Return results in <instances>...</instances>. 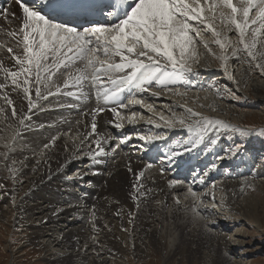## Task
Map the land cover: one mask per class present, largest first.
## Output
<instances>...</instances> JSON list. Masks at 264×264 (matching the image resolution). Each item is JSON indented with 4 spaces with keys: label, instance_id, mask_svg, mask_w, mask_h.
Instances as JSON below:
<instances>
[{
    "label": "bare ground",
    "instance_id": "1",
    "mask_svg": "<svg viewBox=\"0 0 264 264\" xmlns=\"http://www.w3.org/2000/svg\"><path fill=\"white\" fill-rule=\"evenodd\" d=\"M38 1L42 4H46L44 3V0ZM200 1L205 3L204 9L207 12L210 11L209 14L202 13V16L207 19L205 23L201 24L204 26L210 24V30L212 31V29H214L216 33H219V36L213 34L215 39H210L211 41L209 39L201 40L198 47L194 39V35L197 31L190 32L189 35L192 36L193 42L187 46L185 50V57L187 58V64H189L188 62L190 60L195 62L194 58L197 53H201L203 63H201L200 69L209 68L213 70L216 66L221 67L225 63V59H221V57H226L224 54L225 52L222 51H229L234 48L233 43L230 41V37H232L235 32L238 33V30L228 19L231 14H226L217 10L220 6L212 9V0H207V2L206 0ZM58 2H61V0H58ZM202 3L200 2L201 7ZM26 4L29 6L30 3ZM5 7V10L0 12L2 14V16L0 14V28L2 26H6L4 30L0 29V45H3V47H0V63H2L8 71L19 72L20 65L16 63L13 57L19 56L20 58H23V34L19 33V28L23 20V13L16 0H9ZM32 7L38 8V5H33ZM5 11L8 14L7 19H5L3 15ZM13 13L16 15L15 18L11 16ZM222 13L223 15H221ZM238 16L237 19H243L242 17L238 18ZM56 21L68 23L73 26L71 23L63 19ZM189 23H200V21L190 20ZM212 23H215L216 25L220 23V26L223 27L222 29H216ZM259 23V21L256 24H251L249 22V26L245 30L246 34H251L248 38V45L250 46L253 39H255L256 47L251 49L258 54L261 52L260 45L262 41L260 40L259 32H257L254 37L253 31L257 28L260 29L258 25ZM193 27L195 28L194 25ZM80 30H83V28H80ZM12 31H16L18 33V38H13V36L8 34ZM217 39H220L221 42L225 43V48L222 49L220 45L215 42ZM93 42L95 43L94 38ZM205 44H207V47H205ZM210 44H214V46L217 45V47L214 48ZM8 48L12 49L11 53L7 51ZM200 48L201 50H199ZM209 49H211V51H209ZM66 52L67 50L65 49L62 50L59 55L49 53L48 60L44 61V63L48 66V71H41L40 76L42 82L39 84L36 83V72L34 68L30 74L25 73L18 76L17 84H13L12 78L8 76L7 72L5 73L4 70H0V84L4 85V87L0 88V143L6 144V142H10V136L6 134V131L11 126L12 128L14 127L15 140H21L22 143H25L26 147H29L28 152L33 154V156L23 157L21 154L23 152L22 150L20 153H17V155H13L12 153L6 154L7 156L5 158H0V164L6 169L8 168L13 171L12 167L14 166L10 161L12 159L14 160L16 157L26 158V165H23L17 170L14 169L12 176L17 177L21 170L26 173L30 172V175L32 173L31 178L29 177L32 183L27 188L28 194L38 196L36 199L41 200L40 203H37L42 205L40 208L43 207L41 212H46L48 210L51 211V213L47 212V218L43 217L41 222L37 223L40 228L32 232L31 237L29 238L30 240H28L29 244H33L35 246L40 243L42 246L43 241L41 242L40 238L42 231L44 230L43 227L48 228L49 230V228L54 226L53 223H55L57 219L64 216L63 214L74 211V208H78L77 205L82 203L81 207L83 208L77 211L75 218H65L68 222L69 220L77 221L79 218L82 219L84 217L85 221L83 224H80L78 227H74L71 226L72 224L66 223L65 221L60 224L63 228L53 227L50 234H48L52 239V246L57 245L55 242L65 243L61 244V246L68 249L66 254H68L67 257H69L71 261L66 262V258L60 254L52 264H76L78 261L81 262V258L84 259L85 256L82 254L83 251H79L78 246H80V243L83 242H87V245L83 244L82 247L85 249L84 252H88V257L90 259V256L95 254L93 252V247L94 243L98 241L97 239L104 242L103 248H100L104 254H111L112 256H115L114 258L117 259L115 260V264H118V262L125 264L124 260L129 259L128 254L131 255V247H128V244L122 246L117 243L118 240L116 239L118 238L121 240L128 239V241L132 243L136 255L141 258L148 259L149 257L147 256L152 254L150 257H153L155 261H157L158 258L155 257L157 256L155 255V252H147V250H151L148 247L154 245L155 239L159 235L162 238V245L165 246V258H173L174 263H179L177 261L182 260L183 264H238L234 259H229V256L227 255V249L233 247L229 243L230 241L228 242V240H226L227 236L218 230H212L211 220H208L206 217L201 218L202 215L207 214L208 211V213L211 214L214 209L210 208L205 211H200V209L201 205H203L201 204L202 201H205V204L207 201L212 205L211 201L215 199L220 203L222 202L226 206L228 215L230 213L229 216H237L238 214L244 215L254 225L256 224L258 227L263 226L264 220L262 219L260 211V207L262 205L258 202V198L253 196L240 198L239 196L241 193V187L246 178H225L220 179L219 182L216 183H209V187L205 190L202 189V192H198L195 195L190 194V198L186 197L187 199H183L184 204L186 205L176 204V202H174L175 195L179 191H182L180 193L185 196L186 193L183 191L187 190V185L185 186L181 183L175 186L172 183H168L165 179L167 176L165 174H161L162 172L159 166L154 167V165L149 163V158L147 159L148 154L155 156L170 155L171 152L167 151L168 140H159L160 144H158V142L153 138V140H151V137L153 136L148 133V127H145L146 123L142 122L141 118L138 117L140 110H144L143 112L145 113L148 108L141 105L143 100L151 99L152 101L156 100L158 102L161 98L163 99L164 96L161 93H153L147 89L149 87H154V85L156 86L155 82L157 80L153 79L150 83H144L147 87L146 89H142L144 84L141 86L140 80L134 82L131 88L127 90V93H131V95L128 94V98L125 100L126 103H124L123 100L119 98L118 94L113 97L112 93H116L120 87L126 85L129 79L117 81L115 84L112 83V81H115V78L119 76L131 73V68H125L122 70L111 69L106 71V65L104 68H101V66L97 64L96 68L99 70L94 71L91 66L86 67V61L76 58L73 60V66L68 67L72 61H67L66 58L74 53L67 52L68 54L66 55ZM175 54L178 59L180 55L179 49H176ZM100 55L101 57L103 56L102 53ZM261 55H263V53ZM61 57H63L62 62ZM131 58L140 59L136 58V56H132ZM145 58L147 59V57ZM113 62L120 63V57H113ZM149 63L151 62L149 61ZM160 63L163 62L160 61ZM261 64L264 71V58ZM25 67L28 66L25 65ZM69 68L73 69V71H68ZM243 71H247V68L244 67ZM248 74L249 73H246V75ZM80 75H83L86 78L80 83H76V77ZM90 77H93L92 81H89ZM109 77H111V79H109ZM26 78L29 80L28 84L24 83ZM244 80L245 79H243V81ZM179 82L182 83V79L165 80L166 86H172L175 83L179 84ZM259 82L251 88L253 91L251 92L253 94L252 96L258 99L262 98L261 93L264 91V85ZM25 87L29 88L28 93L24 92ZM37 88L40 90V95L36 94ZM81 88L87 92L93 91L92 95L90 93H85L84 96L77 99V95L80 94ZM134 88H141L142 90L139 89L138 91H134ZM171 91H174L172 92L173 95L169 93V95L172 96L175 95L183 97L184 95L182 92L177 91V89ZM70 94L75 96V98H72ZM105 95L111 98L105 100ZM199 96L200 95H197L196 98L189 96L190 98L188 101H190V103H187L186 105L188 109L192 108L191 104L194 103L192 99H195V107H198L199 105L197 110L194 108L192 109V112L195 114L199 113L204 115V111H209V108H214L218 105L210 98L203 101V103L200 101L197 103L196 100ZM140 97H142L141 100H134V98ZM165 97H167V95ZM187 98L188 96H185L182 100ZM9 101H11V103H9ZM30 101L34 106L30 107ZM136 101H141V103H136ZM147 102L151 101L148 100ZM64 108L65 110L61 111V109ZM168 108L165 107L166 112L170 111ZM100 109L103 110L101 111ZM13 110H15V115L13 114ZM128 112L132 113V117L128 116ZM189 114L192 113L189 112ZM58 115H60V117L64 115L65 119H68L67 117H72L73 125L68 124L67 120L66 122L63 121L60 123V120H56ZM178 115L177 120L180 125L185 124L186 126H191L193 123L198 122L190 115L187 117L180 116V114ZM181 120H183V124L180 123ZM46 122L47 124L48 122L52 123L47 126V124H45ZM93 123L95 124V129H93ZM117 125L120 126L117 127ZM161 127L163 126L161 125ZM62 130H70L72 135L73 133H76L79 135L80 140H65L63 136H60V132ZM136 131H141L144 135L150 136V138H148L149 141L147 140V146H149L151 153L145 154L143 151L139 152L138 150L135 151V148L133 149L134 142L138 141L136 139H140V141L143 139L140 135L141 133L137 134ZM115 136H119L120 138L118 139L116 137V139H114L113 137ZM126 137H128V141L125 144H121ZM133 137H135L134 140H132ZM252 145L256 146L257 144ZM43 146H45V148L38 151V149ZM109 148L110 150L107 151ZM101 149L103 151H101ZM82 152L84 153L83 156L81 155ZM109 152L111 157L110 160L108 158ZM79 162H85L86 166H83L87 167V172L82 173V171H78L77 181L70 180V177L69 179L64 177V172L69 170L72 171L74 170L72 168L81 166V163L78 165ZM92 166H94L95 169H93ZM163 167L166 168L165 166ZM75 172L76 171L73 173ZM96 173H99L98 176H96ZM141 173L143 174L140 175ZM165 173L167 174V172ZM168 173L172 174L171 172ZM181 173L182 171L174 173L175 177H178ZM183 176L186 177V175ZM52 180H65L67 188L64 190L57 189L55 191L50 189L46 192L43 190V192L37 191V189L45 188V186ZM207 181L210 182V178H206L204 185ZM84 183H93L94 188H92L91 191H85L84 194L86 195L84 196V199H82L80 195H75L76 190L74 191V189L77 187L78 189L83 188ZM74 185H76V187ZM91 192H93V195ZM189 192L191 193V191ZM7 194H10V192L8 191ZM156 195H160L159 198L163 199L161 201L163 202L161 207H158L156 204ZM132 197H135V199ZM59 201H61V204L63 205H60L58 209H52V207H54V205ZM15 205V209L20 212L22 209L26 210L30 208L27 205H22V207L19 208L17 202ZM34 205L35 204L33 203L32 206ZM110 208L111 210H108ZM188 208H190L189 211L187 210ZM1 209L2 207L0 206V215L2 213ZM80 211L82 212L81 214H79ZM91 212L92 214H90ZM106 212L107 215L110 213V217L114 218L110 219L107 217L108 219L105 220V216L100 217L101 214L106 215ZM197 213L201 216L199 217ZM214 213L216 214L215 211ZM86 214L88 218L92 219L91 222L93 225L87 221V218L85 217ZM65 218L62 217L61 219L65 220ZM208 218L211 219L210 217ZM112 219L117 220V222H114L115 225L113 223L114 220ZM104 220L109 222V225L107 224L104 226ZM155 221H157V223H155ZM112 224L113 228H110ZM67 226H71V230L69 232L68 230L65 232V228ZM83 229L85 230L83 231ZM181 230L185 236L183 234L181 235L179 232ZM175 233H178V235L176 234L178 236L177 243L176 237L174 239L175 243L173 247L170 244L167 245L165 242L166 239L164 241V238H168L170 235H175ZM94 234H96V236H93ZM238 234L244 236L241 231L238 232ZM137 235V240L139 241L136 243L133 241L132 237ZM186 240L187 242L184 244ZM239 241L243 242L242 240ZM128 250H130V252H128ZM122 256L125 257L122 258ZM108 257L109 256L106 258ZM90 262L91 264H101L96 259Z\"/></svg>",
    "mask_w": 264,
    "mask_h": 264
},
{
    "label": "rangeland",
    "instance_id": "2",
    "mask_svg": "<svg viewBox=\"0 0 264 264\" xmlns=\"http://www.w3.org/2000/svg\"><path fill=\"white\" fill-rule=\"evenodd\" d=\"M191 1L193 0H189V2ZM200 2L202 3V1ZM233 3L239 6V0H233ZM204 6H205V3H202L203 8ZM217 10H220L221 12H224L226 14H231V10L226 7L220 6L219 8H217ZM205 11L206 10L204 9L203 13L205 14L210 13V11L208 12L207 11L205 12ZM256 11L257 9L255 8L252 10V12L250 13V20L256 18ZM11 16L13 17L12 14ZM15 16L13 18H15ZM240 17H242V15L238 16V18ZM212 24L214 25V28L216 29L217 28L222 29L223 27V26H220V23L218 25H216L215 23H212ZM192 25L195 26V28L197 29V32L199 31L198 32L199 35H197V33L194 35L195 43L197 44L198 47L200 45V41L203 39H209V40L210 39L213 40V38L215 39L213 32L207 26H204L201 23H194V24L192 23ZM258 25L260 27V31H259L260 40L262 41L260 45L261 52L259 54L256 53L251 48L245 49V44H248V38L251 35L250 33L248 34L245 33L244 43H241L239 32L238 33L235 32V34L232 37H230V41L233 43L235 50L234 48H232L229 51H222V52H225L224 54L227 57V59L224 61L225 63L222 65L223 67L216 66V68H214L213 70L209 68L200 69V65L201 63H203L202 62L203 60L201 58L202 54L197 53L196 57L194 58L195 62H192L191 60L188 62L189 63L188 66L190 67L191 71H186V70L181 71L179 69V65H177L176 70L180 71V76L176 79H182L184 83L179 82V84H181L182 86L177 83H175L176 85L174 84L172 86H166V83H164V84L158 85V89L157 88L154 89V87H149V91H154V93L159 92V94L161 93L164 97L163 99L161 98L160 100H158V102L156 100L152 101L151 99L143 100L141 104L148 108L146 109L145 113L143 112L144 110H140L139 111L140 116L138 114V117L141 118L142 122L146 123L145 127L146 128L148 127L147 129L149 130L148 133L153 136L151 137V140L153 139H155L156 141L162 140V139L167 140L166 135H168L169 136L168 141L175 148L182 150L181 152L182 154L184 153L189 154L188 156L193 154L194 156H197L198 154L202 153L201 151H204V150L207 152H210V154L209 153L207 154L206 161H209L211 158V154L214 153L215 162L219 165L217 169L220 171H224L226 173L231 172V176H225L224 174L215 170L213 173V178H212L213 182L207 181L206 184L203 185L204 188L203 186H195V185H192V187H187L189 184L186 183V181L188 180L180 178L181 175H179L178 177H175L174 173L172 174L168 173L169 171H173V168H170L168 169V171H166L164 167H160L161 162L155 165L154 163L149 161V163L151 165H154V167L159 166L162 172L161 174H165L167 176L165 179L166 181H168V183H172L175 186L181 183L182 185H185V186L187 185L186 186L187 190L183 191L187 195L185 194L184 196V194H181L180 192L182 191H179L178 192L179 194L177 193L175 195L174 202H176V204L186 205L184 204V200L187 199L186 197L190 198V196L193 193L195 195L198 192H202L201 191L202 189L205 190L206 188L209 187L208 185L209 183L210 184L216 183V182H219L220 179H225V178H230V179L239 178V177L246 178V180L244 181V184L241 187V193L239 194V196L240 198L249 197V196L258 198V202H260V204L262 205L260 207V211H261L262 219L264 220V146H262L264 145V91L261 93L262 98H259V99L252 96L253 94L251 93L253 92L251 89L252 86L257 84L259 81L261 82V84L264 85V71H263V66L261 64L264 58V39H263L264 38V28H261L260 23ZM5 27L2 26L0 29L4 30ZM15 37L18 38L17 35L13 36V38ZM210 45L214 48L217 47V45L214 46V44H210ZM199 50H201V48ZM249 50L252 51L253 56H255L256 58H253V56L248 55ZM262 53L263 55H261ZM136 58H140L144 62L148 61V59H146L145 57L144 58L136 57ZM154 58L155 59L157 58V60L163 62V63H159L160 71L157 73V76H160L165 72L172 73L174 71L170 63L167 62L164 58H161V57H154ZM153 67L155 68L157 66L155 65ZM244 67L247 68V71H243ZM3 69H6V68L3 66ZM4 72L6 73L7 71L4 70ZM246 73H249L248 75L250 77L246 75ZM243 79L245 80L243 81ZM171 80H174V79H171ZM159 86L163 88H160ZM165 88H168V89L170 88V90L164 91L163 89ZM176 89L177 91H180L184 94L183 97H179L175 95L172 96L173 95L172 92L174 91H171V90H176ZM169 93H171L172 95H169ZM165 94L167 95V97H165L166 96ZM197 95H200L199 98L196 100L197 103L198 101L203 103V101H206L210 98L218 105H216V107L214 108H209L210 109L209 111H204L205 112L204 115L199 114V113L198 115H196L197 113L195 114L192 112L193 108L195 110L199 108V105L198 107L197 106L195 107L196 105L195 99H192L194 103L191 104L192 105V108H190L191 111H189L186 105L187 103L188 104L190 103V101H188V99L190 98L189 96L196 98ZM185 96H188V98L185 100H182V98H184ZM141 98L142 97L134 98V100L136 99L141 100ZM148 100L151 102H147ZM165 107L167 108L170 107L168 108L170 111L166 112ZM63 110H65V108L61 109V111ZM189 112H191L192 114H189ZM128 114H129L128 115L129 117H132V113L128 112ZM178 114H180V116H185V117L190 115L192 116V118H195V121H198V122L193 123L191 126H186L185 124L180 125L177 120V116H179ZM64 117H65L64 115H62L61 117L60 115H58L56 120L58 121L60 120V123H62L63 121L66 122L67 120L68 124L73 125L72 117H67L68 119H65ZM14 118H17V117H14ZM218 122H221V123H218ZM51 123L52 122H48L47 124L46 122L45 124H47L48 126ZM161 125L163 127H161ZM8 129L6 131V134L10 136L9 137L10 142H6V144L0 143V158L1 157L5 158L7 156L6 154H11V153L13 155H17V153H20L21 150L23 151L21 153L23 157L33 156V154H30L28 152L29 147H26L25 143H22L21 140L20 141L17 139L15 140L14 127L12 128L10 126ZM142 133L143 132L141 131L137 132V134H140L143 137V139H141V141L140 139H138L139 141L138 144H140L138 145V147L133 145V149L135 148V151L138 150L139 152L140 151L144 152V150L141 149L143 148V144L145 145L146 149H150L149 146H147L148 141H149L148 138H150V136H146L144 135V133L143 134ZM74 134L76 133H73L72 135L70 130L69 131L62 130L60 132V136L61 137L63 136L65 140H70V139L80 140L79 135L77 134L74 135ZM71 136L72 137L74 136V137L72 138ZM116 137L118 138V136H115L113 138L116 139ZM252 144L254 145L257 144V145L253 146ZM44 148L45 146H43L42 148H39L38 151H41ZM109 150L110 148L107 151ZM81 155L83 156L84 153L82 152ZM159 157L166 158V155H159ZM108 158L109 160L111 158L110 152L108 153ZM25 159L26 158L16 157L14 158L15 161L13 159L11 161L9 160L11 164L14 166L12 167V170L14 171V169L17 170L18 168H21L23 165L25 166L26 161H27V159L26 160ZM201 162L204 163L203 161ZM80 163L81 162H79L78 165ZM82 163H81V166H78V167L76 166L72 168L74 170L72 171L69 170L67 172H64L65 173L64 177H66L67 179H69L70 177V180L77 181L78 171L79 172L82 171V173L87 172V167H84L86 166L85 162H82ZM233 164L235 165L233 166ZM164 166L168 168V165H164ZM92 168L95 169L94 166H92ZM206 169L207 168H205V171L203 169L201 172L205 173L207 171ZM13 171L9 170L8 168L6 169L4 166L0 164V198H1L0 206L2 207L1 209L2 213L0 215V264H52L53 261L56 260L58 258V255L60 254H62L63 257L66 258L65 260L66 262L70 261L69 257H67L68 254H66V251L68 249L61 246V244H65V243L54 241L57 245L52 246L53 245L51 244L52 239L50 235L48 234H50V231H52L53 227H56V228L62 227L60 224L66 221L65 217H70L72 219L75 218L77 211L83 208L81 207L82 203H79L77 205L78 208L77 207L74 208L75 209L74 211L63 214L64 216L62 217L65 218V220L61 219L62 217H60L59 219L56 220L55 223H53L54 226L49 228V230L48 228L43 227L44 230L42 231L41 238H40V241L41 242L43 241L42 246L40 243L36 244L35 246L33 244H29L28 240H30L29 238L31 237L32 232L40 228L38 227L39 224L37 223H40L43 217L47 218L48 216L47 212L51 213V211L48 210L46 212H41L43 207L40 208V206L42 205L37 204V203H40L41 200L36 199V197L38 196L28 194L27 188L32 183L29 177L31 178L32 173L30 175L29 174L30 172L26 173L21 170V172L18 173L17 175L18 178H17V177L12 176ZM74 171L76 172L73 173ZM165 172H167V174ZM209 173H211V171H209ZM96 174H97L96 176H98L99 173H96ZM193 176H195L196 178L199 177L195 174H193ZM203 177H205V175H203ZM249 181L250 182L252 181V182L250 183ZM83 185L84 186L81 189L80 188L78 189V187L74 189V191L76 190L75 195L77 196L80 195L82 199H84V196L86 195L84 194L85 191H91L92 188H94L93 183L92 184L84 183ZM74 186L76 187V185ZM197 187H200V188H197ZM66 188H67V185H66L65 180L64 181L52 180L49 182V184L45 186V188L37 189V191L46 192L47 190H50V189L55 191L57 189L64 190ZM8 191L10 192V194H7ZM189 191H191V193ZM91 194L93 195V192H91ZM159 197L160 195L156 197V202H157L156 204L158 205V207H161L163 203L161 201L163 199ZM132 198L135 199V197H132ZM214 201H217V200L215 199L212 200L211 201L212 205L209 204L207 201H206V204H205V201H202L201 204L203 205H201L200 211L209 210L210 208H213L214 210L211 214H209L208 213L209 211H208L207 214L202 215L201 218L206 217L208 220H211L212 222L211 229L214 231L218 230L219 232L227 236L226 240H228V242L230 241L229 243L233 246L232 248L227 249V255L229 256V259L231 260L234 259L235 262H237L238 264H264V224L263 226L258 227L256 226V224L254 225L253 223H251V221H249L247 217H245L244 215H240V214H238L237 216L236 215L229 216L230 213L228 215L226 206L222 202L220 203L218 201L217 202H214ZM16 202L18 203L19 208L22 207V205H27L30 208L26 210L22 209L21 212L17 211L14 207L16 206L15 205ZM33 203L35 204L34 206H32ZM60 205H63L61 204V201L55 204L54 207H52V209H56V208L58 209ZM108 210H111V208ZM187 210L189 211L190 208H188ZM214 211L216 212V214L214 213ZM92 212L90 214H92ZM107 212H106V215L101 214L100 217L105 216V220L108 218L110 219L114 218V217H110V213H108L107 215ZM81 213L82 212L80 211L79 214ZM87 214L85 216L87 218V221L92 223L91 222L92 219L88 218ZM197 215L199 217L201 216L198 213ZM208 217H210L211 219H209ZM112 220H114L113 223L117 222L116 219H112ZM84 221H85V218L83 217L82 219L79 218V220L77 221H73V220H69L68 222L66 221V223H70L72 224L71 226L78 227L80 226V224H83ZM108 223L109 222L105 221L104 226H106ZM155 223H157V221H155ZM32 224H35V225H32ZM71 226L69 227L67 226L65 228V232L66 230H68L69 232L71 230ZM112 226L113 224L110 226V228H113ZM60 230H63V229H60ZM84 230L85 229H83V231ZM238 230H240L241 233L244 234V236L238 234V232H240ZM179 232L181 233V235L183 234L182 230ZM176 234L178 235V233H175V235H172V236L170 235L168 238L166 237L164 238V241L166 239L165 242L167 243V245L170 244L173 247L175 243L174 239L176 237H177L176 238V243H177L178 236ZM93 236H96V234H94ZM137 238H138V235L132 237L133 241H135L136 243L137 241H139L137 240ZM97 240L98 241L95 242L96 244L94 243V247H93L94 248L93 252L95 254L92 253L93 255L90 256L91 257L90 259L88 257V252H84L85 249L84 247H82L83 244L87 245V242L80 243V246H78L79 251H83L82 254L85 257L84 259L81 258V262L78 261L76 262V264H91L90 261H93L95 259L98 260L101 264H115V260H117L114 258L115 256L114 255L112 256L111 254L109 255L104 254L102 250H100V248H103L104 242L99 239ZM116 240H118L117 243L121 244L122 246L128 244L127 246L131 247L130 248L132 251L131 255L128 254L129 259L124 260L125 264H149V263L150 264L152 263L183 264L182 260H178L177 262L179 263H174L173 258H165V248H164L165 246L162 245V241H161L162 238L160 237V235L155 239L154 245H151V247L150 246L148 247L151 250H147V252H151V251L155 252V255H157L155 257L158 258L157 261H155L153 257H150L152 254H149V256H147L149 257L148 259L141 258L140 256L136 255L133 249L132 243H130L128 239L121 240L118 238ZM239 240H242L243 242H240ZM186 242L187 240L184 242V244H186ZM78 248H77V251H78ZM128 252H130V250H128ZM49 253H52V254H49ZM105 256L106 257L109 256V257L106 258ZM123 257L125 256H122V258ZM120 263L121 262H118V264Z\"/></svg>",
    "mask_w": 264,
    "mask_h": 264
},
{
    "label": "snow or ice",
    "instance_id": "3",
    "mask_svg": "<svg viewBox=\"0 0 264 264\" xmlns=\"http://www.w3.org/2000/svg\"><path fill=\"white\" fill-rule=\"evenodd\" d=\"M17 3H19L23 13L19 33L23 34L24 48L23 58L19 56L13 58L20 65V71H8L3 69V65L0 63V70L7 71L13 84H17L18 76L25 73L30 74L33 68L36 72V83H41V71H48V66L44 61L48 60L49 53L59 55L65 49L67 52L74 53L76 59L86 61V67L91 66L94 71L99 70L96 68L97 64L101 68L106 65V71L131 68L132 73L128 79H139L141 86L144 83H150L153 79H156L158 84H164L166 79H176L180 76V71L176 70L177 65H179L181 71H191L187 64L185 50L193 42V38L189 33L197 30L189 21L199 20L200 23H205L207 19L202 16L204 8L200 6V0H193V2H189V0H119V7L122 8V11L108 12L109 17L122 16L117 23L111 25L98 24L80 30L68 23L56 21V14L63 7L58 0H44L51 15L44 13L42 9L38 10L35 7L28 6L24 0H17ZM218 6L231 10L228 19L238 30L241 43H244L245 30L249 26V21L251 24H256L259 21L261 28H264V0H239V6L234 4L233 0H212V9ZM254 8L257 9L256 18L250 20V13ZM238 14L242 15V20L237 19ZM3 15L7 19L8 14L6 11ZM12 15L15 16L14 13ZM207 27L211 28V25L208 24ZM212 31L214 35L219 36V33H216L214 29ZM259 31V28L255 29L253 36L255 37V34ZM8 34L16 36L18 33L12 31ZM197 35H199L198 32ZM215 42L222 49L226 46L220 39ZM0 47H3V45H0ZM205 47H207V44H205ZM255 47V39H253L250 46L245 44V49ZM176 49H179L180 52L178 59L175 54ZM7 51L11 53L12 49L8 48ZM101 53L103 54L102 57ZM248 55L253 56L251 50L248 51ZM116 56L120 57V63L113 62V57ZM132 56L147 57L151 63L145 64L140 59H132ZM154 57L164 58L170 63L174 71L157 76L160 71V61ZM253 58L255 57L253 56ZM221 59L226 60L227 57H221ZM62 61L63 57H61ZM25 65L28 67H25ZM152 65L157 67L153 68ZM141 69H144V71L141 72ZM138 72L140 73L139 77L136 75ZM85 78L83 75L77 76L76 83H80ZM24 83L28 84L29 80L26 78ZM112 83L115 84L116 81H112ZM2 87L4 85L0 84V88ZM24 92L28 93L29 88L25 87ZM36 94L40 95L39 88H37ZM115 95V92L112 93L113 97ZM104 98L108 100L111 97L105 95ZM136 103H141V101H136ZM31 106L34 105L30 101ZM13 114L15 115V110H13ZM180 123L183 124V120ZM119 126L117 125V127ZM93 129H95L94 123ZM101 151L103 150L101 149ZM201 183H203L202 180Z\"/></svg>",
    "mask_w": 264,
    "mask_h": 264
}]
</instances>
